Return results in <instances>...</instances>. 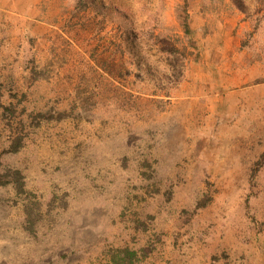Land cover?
Segmentation results:
<instances>
[{
  "label": "rangeland",
  "instance_id": "374dc122",
  "mask_svg": "<svg viewBox=\"0 0 264 264\" xmlns=\"http://www.w3.org/2000/svg\"><path fill=\"white\" fill-rule=\"evenodd\" d=\"M0 102V264H264V0H0Z\"/></svg>",
  "mask_w": 264,
  "mask_h": 264
},
{
  "label": "trees",
  "instance_id": "16d2710c",
  "mask_svg": "<svg viewBox=\"0 0 264 264\" xmlns=\"http://www.w3.org/2000/svg\"><path fill=\"white\" fill-rule=\"evenodd\" d=\"M184 30H185V33L188 35H191L193 33V30L191 29L189 21H188V15H186L185 20H184ZM37 73H38L37 70L34 68L32 70L34 80L38 79L36 76ZM0 106L3 107V111H4L5 115H7V113L12 114V115H14L16 113L15 108L10 107V106H5L2 102H0ZM53 114H54L53 112L52 113L48 112L47 114H40V116L43 118H47V117L53 118L54 117L57 120H62L64 117L67 116V114H65V113H61L58 116H56V115L54 116ZM23 124H24V121L21 120L20 131L24 130V128H25V124L24 125ZM22 141H23L22 135L21 134L17 135L14 138V140L12 141V143L10 144V146L5 150V152H17L20 149V147L22 146V144H21ZM14 178H15V184H16L18 191L23 192L24 191V184L21 181V178H22L21 172L15 171L14 172ZM3 183L4 182H2V180L0 178V184H3ZM203 203H205V202L200 203V207L203 206ZM113 252L114 253L112 255V261L109 264H135V262L138 260V253L135 250H131L130 248H121V249H117ZM109 253L111 254V252H109ZM261 253L258 252L257 255L260 254L262 256Z\"/></svg>",
  "mask_w": 264,
  "mask_h": 264
},
{
  "label": "crops",
  "instance_id": "0c3cea01",
  "mask_svg": "<svg viewBox=\"0 0 264 264\" xmlns=\"http://www.w3.org/2000/svg\"><path fill=\"white\" fill-rule=\"evenodd\" d=\"M7 12H9V10H6Z\"/></svg>",
  "mask_w": 264,
  "mask_h": 264
}]
</instances>
